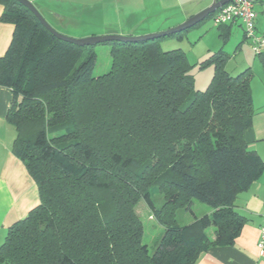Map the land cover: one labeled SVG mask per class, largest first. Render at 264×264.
<instances>
[{
  "label": "trees",
  "instance_id": "obj_1",
  "mask_svg": "<svg viewBox=\"0 0 264 264\" xmlns=\"http://www.w3.org/2000/svg\"><path fill=\"white\" fill-rule=\"evenodd\" d=\"M0 4V20L13 25L0 56V85L13 94L11 150L39 195L7 228L0 264H194L232 244L246 221L233 202L264 167L243 138L255 111L250 69L229 74L219 49L202 61L213 75L196 90L185 52L160 46L214 12L166 35L103 43L110 66L95 75L94 46L57 38L17 0ZM228 25L218 27L223 42ZM141 198L164 228L152 253L135 212ZM193 199L211 212L195 216ZM178 209L193 220L179 224Z\"/></svg>",
  "mask_w": 264,
  "mask_h": 264
},
{
  "label": "crops",
  "instance_id": "obj_2",
  "mask_svg": "<svg viewBox=\"0 0 264 264\" xmlns=\"http://www.w3.org/2000/svg\"><path fill=\"white\" fill-rule=\"evenodd\" d=\"M30 1L56 31L71 38H81L106 34L136 36L163 31L184 22L210 5L213 0ZM253 1V9L257 13L255 31L262 33L264 0ZM2 10L3 6L0 4V14ZM234 23L228 25L229 35ZM239 26L242 28L240 22ZM217 31L219 35L220 30ZM12 32L13 25L0 20V56L7 50ZM243 34L244 32L241 34L242 41L245 40ZM259 60L261 61L260 58ZM241 62L239 71L247 68L251 70L253 62ZM249 86L255 111L251 126L244 130L243 138L248 148L254 150L264 164V83L260 80L254 81L251 74ZM12 99L11 89L0 85V244L5 238L7 228L23 218L39 202L35 182L23 162L11 150L16 132L7 122L6 114ZM233 203L235 211L246 219L239 234L230 245L209 248L198 256L194 264H264V257L259 255L257 248L260 227L264 226V167L250 187L237 194ZM203 211V214L208 215L211 208ZM203 214L194 212L197 217ZM212 229L209 236L211 238L214 236Z\"/></svg>",
  "mask_w": 264,
  "mask_h": 264
},
{
  "label": "rangeland",
  "instance_id": "obj_3",
  "mask_svg": "<svg viewBox=\"0 0 264 264\" xmlns=\"http://www.w3.org/2000/svg\"><path fill=\"white\" fill-rule=\"evenodd\" d=\"M224 25V24H222ZM214 25L212 17L207 18L199 25L188 29L181 37H165L160 41V46L163 50H170L175 48L182 49L191 64L190 74L194 80V89L203 91L211 81L213 75V65L211 63H203L214 51L222 49L228 56L226 63V70L231 75H236L239 72L241 60L253 62L251 67L252 79L260 80L264 83V68L259 57L256 56L248 39L242 41L243 29L236 21L232 26V33L230 38L224 43L218 35V27ZM172 28V27H171ZM241 41V42H240ZM240 42V43H239ZM240 46V48L238 47ZM108 44H97L94 46L96 52V62L94 66V74L100 75L106 72L110 66ZM249 54L251 56H249ZM253 59V60H252ZM152 200L155 207L159 208L163 203V193L158 187L152 188ZM195 214H203V210L210 208L205 203L193 199L191 205ZM135 212L141 219L143 225L142 243L146 246L149 253H152L164 231L157 220L154 218L152 211L147 207L143 198L139 199L135 205ZM190 212L184 209H178L176 220L179 224L184 225L190 223L192 220ZM211 227L207 230L208 235H211Z\"/></svg>",
  "mask_w": 264,
  "mask_h": 264
},
{
  "label": "water",
  "instance_id": "obj_4",
  "mask_svg": "<svg viewBox=\"0 0 264 264\" xmlns=\"http://www.w3.org/2000/svg\"><path fill=\"white\" fill-rule=\"evenodd\" d=\"M19 3H21L23 6H25L33 15L38 19V21L46 28L48 29L54 36L57 38L75 43L80 46H85V45H90V46H95L100 43H105L108 41H136V40H143L147 38H152V37H158L162 35H166L169 33H173L176 31L183 30L185 28H188L194 23H197L198 21L204 19L207 15L213 13L215 9L220 8L222 5L225 3L231 1V0H213L210 5L205 7L204 9L200 10L196 14L190 16L188 19H186L184 22L177 24L176 26L172 28H168L163 31L155 32V33H149V34H143V35H119V34H106V35H90L86 37H81V38H75V37H70L67 35H64L58 31H56L46 20L45 18L41 15V13L38 11V9L35 7V5L30 1V0H17Z\"/></svg>",
  "mask_w": 264,
  "mask_h": 264
},
{
  "label": "built area",
  "instance_id": "obj_5",
  "mask_svg": "<svg viewBox=\"0 0 264 264\" xmlns=\"http://www.w3.org/2000/svg\"><path fill=\"white\" fill-rule=\"evenodd\" d=\"M253 0H231L220 8L215 9L212 15L214 25L228 24L231 22H240L245 39H248L250 48L254 53H264V31L257 33L255 31L256 11L253 9ZM258 253L264 257V226L260 227L257 241Z\"/></svg>",
  "mask_w": 264,
  "mask_h": 264
}]
</instances>
